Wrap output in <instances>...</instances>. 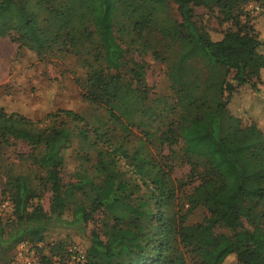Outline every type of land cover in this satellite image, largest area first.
<instances>
[{"label": "trees", "instance_id": "16d2710c", "mask_svg": "<svg viewBox=\"0 0 264 264\" xmlns=\"http://www.w3.org/2000/svg\"><path fill=\"white\" fill-rule=\"evenodd\" d=\"M250 1L257 0H121L122 15L115 18L113 25L117 27L116 33L122 42H126L123 38L128 36L130 42H140L141 47L149 49L157 59H162V47L167 54L175 55L172 64L178 69L187 62L199 60L208 68H223L225 75L232 72L229 79H223L221 94L211 105L202 96L186 101L187 115L202 125L203 134L211 141L196 158L191 155L184 158L188 164L185 180L172 178L165 163H161L162 159L166 161L173 156L172 153L163 154L159 161H154L153 157L141 152V146L150 139L146 132L139 139V146L131 152L126 148L125 139L132 131L130 125L109 106L117 99L118 93H112L107 87L124 85L125 75H129L128 85L135 81L132 90L136 91L139 84L144 83V64L133 58L123 75L119 69L125 67L124 60L114 73H98L101 79L97 92L102 94L101 98L91 90L84 94L91 103L105 99L104 116L117 125L120 133L114 139L99 125H91L94 137L90 138L84 124L71 129L59 122L40 128L38 121L0 108V143L9 145L11 139H17L29 145V156L45 170V176L40 179L51 192L50 207L46 212L39 201L33 202L36 194L24 176L17 175L8 180L11 193L0 187V194L8 196L14 205L12 214L0 220V250L6 252L13 248L5 260L0 259V264H11L21 242L34 246L40 264H52L55 256L64 260L67 245L76 241L50 240L43 244L45 232L60 226L84 232L97 210L104 211L111 219L103 237L98 230L92 229L88 234V245L76 242L85 250L86 262L83 264H223L230 254L234 255L235 264H264V224L260 237L256 238L247 214L236 200L243 190L240 186L231 189L223 205L206 206V214L198 222L188 223L179 212L168 213L166 210L169 204H173L176 189L195 182L191 200L194 204H201L194 196L195 191L210 183L214 176L200 169V161H207L221 151L232 132L246 127L257 128L254 123L244 126L241 119L227 109L238 86L254 85L253 75L244 65L233 60L234 56L241 55L233 43L234 38H245L252 51L264 46L246 8ZM46 3L56 11L73 10L78 8L80 0H46ZM198 8L205 12L199 14ZM34 16L28 0H0V35L13 31L15 37L12 35V39L24 43ZM205 16H214L220 23H226L223 38H211L203 22ZM122 50L127 53V49ZM176 99L181 100L180 93ZM61 114L77 123L85 120L87 127L86 118L72 110H58L46 114L45 118L55 121ZM182 129V122L172 118L163 126L159 143L173 149L181 138L186 141L189 137ZM76 135L93 146L102 143L106 147H97L99 152L94 161L86 158L87 162H92L89 168L99 176L97 181L95 173L86 170L79 174L78 180L65 186L60 175L64 152ZM198 135L199 132L193 134ZM254 154L264 162L262 132ZM75 191L89 196L91 202L88 207L75 203L70 215L64 218L68 200ZM250 191L258 194L259 201H264V173L257 177ZM225 244L227 252L220 256Z\"/></svg>", "mask_w": 264, "mask_h": 264}, {"label": "rangeland", "instance_id": "374dc122", "mask_svg": "<svg viewBox=\"0 0 264 264\" xmlns=\"http://www.w3.org/2000/svg\"><path fill=\"white\" fill-rule=\"evenodd\" d=\"M28 2L35 16L27 29L25 44L12 39V35L15 37L13 31L0 35V108L7 113L14 112L38 121L40 128L59 122L71 129L84 124L90 138L94 137L91 125H99L114 139L120 133L117 125L104 116L105 99L91 103L84 98V94L91 90L92 94L96 93L101 98L102 94L97 92L101 79L98 73H114L124 60L125 67L119 69L123 75L133 58L144 64V83L139 84L136 91L132 90L135 81L128 85L129 75H125L124 85L107 87L112 93H118L117 99L109 106L130 125L132 131L125 139L126 148L129 152L134 150L146 132L150 139L141 146V152L153 157L154 161H159L163 154L172 153L173 156L166 161L162 159L161 163H165L172 178L185 180L188 164L184 158L188 155L196 158L211 141L203 134L205 129L202 125L187 115L186 101L202 96L211 105L213 99L221 94L223 79H229L232 72L225 75L223 68H208L199 60L187 62L178 69L172 64L175 55L167 54L162 47V59H157L149 49L144 50L140 42H130L128 36H124L126 42H122L116 33L117 27L113 25L122 15L121 0H80L76 9L57 11L49 8L46 0ZM246 8L259 39L264 40V0L250 1ZM197 12L202 15L205 11L198 8ZM203 19L213 40L223 38L226 23H220L214 16ZM230 38L233 42V37ZM233 43L241 54L234 56L233 60L240 66L244 65L253 75L254 85L238 86L229 99L227 109L231 115L239 117L244 126L254 123L257 128L246 127L232 132L221 151L207 161H200V169L214 176L210 183L195 191L194 196L202 205L191 200L195 182L176 189L173 204H169L166 210L168 213L179 212L188 223L198 222L206 214V206L223 205L231 189L240 186L243 190L236 200L247 214V221L256 238H259L264 224V201H259L258 194L250 190L257 177L264 173V162L254 154L260 143V132L264 134V46L252 51L250 43L239 36L234 38ZM122 49H127V53ZM178 93L181 100L176 99ZM58 110H72L85 117L87 127L85 120L77 123L62 114L55 121L45 118L46 114ZM172 118L182 122V130L189 137L186 141L181 138L170 150L159 143L158 136ZM196 132L199 135L193 136ZM98 146L104 148L106 144L93 146L77 135L72 138L64 152V165L60 171L65 186L78 180L82 172H93L89 168L92 162H87L86 158L94 161L99 152ZM29 152L30 146L21 140L11 139L9 145L0 143V187L11 193L8 180L17 175L24 176L36 194L33 202L39 201L43 210L48 212L51 192L40 179L46 172L29 156ZM123 162L120 161L121 165ZM93 173L97 181L99 176L95 170ZM90 202L89 196L84 193L73 192L63 217L70 215L75 203L88 207ZM110 219L104 211L97 210L87 222L84 232L72 227H55L45 232L42 242L76 241L88 245L89 232L96 229L103 237ZM223 247L220 256L227 252L228 246L225 244ZM12 249L6 252L0 250V259L5 260ZM223 264H235L234 255H228Z\"/></svg>", "mask_w": 264, "mask_h": 264}, {"label": "built area", "instance_id": "2783aa9c", "mask_svg": "<svg viewBox=\"0 0 264 264\" xmlns=\"http://www.w3.org/2000/svg\"><path fill=\"white\" fill-rule=\"evenodd\" d=\"M13 206V202L8 196L0 194V220L12 214ZM65 254L64 260H60L59 256H55L52 264H83L86 262L85 250L76 242L67 245ZM11 264H40L34 246L26 242L19 243Z\"/></svg>", "mask_w": 264, "mask_h": 264}]
</instances>
